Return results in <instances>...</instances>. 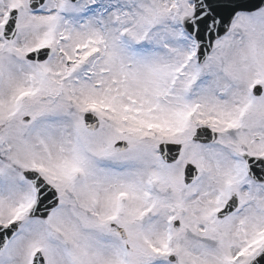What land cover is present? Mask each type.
I'll use <instances>...</instances> for the list:
<instances>
[{
    "label": "snow or ice",
    "instance_id": "snow-or-ice-1",
    "mask_svg": "<svg viewBox=\"0 0 264 264\" xmlns=\"http://www.w3.org/2000/svg\"><path fill=\"white\" fill-rule=\"evenodd\" d=\"M0 264H264V0H0Z\"/></svg>",
    "mask_w": 264,
    "mask_h": 264
}]
</instances>
